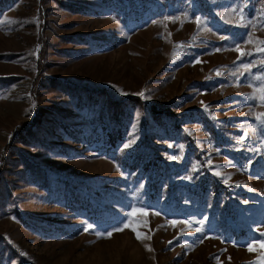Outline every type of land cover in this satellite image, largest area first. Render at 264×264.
Returning a JSON list of instances; mask_svg holds the SVG:
<instances>
[{
	"label": "rangeland",
	"instance_id": "374dc122",
	"mask_svg": "<svg viewBox=\"0 0 264 264\" xmlns=\"http://www.w3.org/2000/svg\"><path fill=\"white\" fill-rule=\"evenodd\" d=\"M260 41L264 0H0V264H264Z\"/></svg>",
	"mask_w": 264,
	"mask_h": 264
},
{
	"label": "snow or ice",
	"instance_id": "6c2138e0",
	"mask_svg": "<svg viewBox=\"0 0 264 264\" xmlns=\"http://www.w3.org/2000/svg\"><path fill=\"white\" fill-rule=\"evenodd\" d=\"M260 43H261V44H264V41H260ZM260 51L264 52V48H261ZM242 54H243V53H242ZM249 54H250V53H249ZM259 79L264 80V76L259 77ZM259 92H260V95H259L258 97H253V98H259V99L261 100V103L264 104V87H262V88L259 90ZM140 95H143V93H140ZM259 118L261 119L262 123H264V114H260V115H259ZM124 147L127 148V147H129V145H128V144H125ZM199 223L202 224V223H204V221L201 220ZM129 226H130V225H125V227H129ZM89 227H91V226H89ZM87 230H89V229L86 228L85 231H87ZM117 230H121V229H117ZM133 231H135V229H133ZM196 231H197V232H200V231H202V229L197 228ZM98 235H100V234L98 233ZM111 235H112V233H108V236H111ZM136 236H137V238L139 239L140 236H141V234L137 231V232H136ZM261 247H264V244H262ZM149 250L151 251L150 248H149ZM254 250H255L254 248L249 247V251H254Z\"/></svg>",
	"mask_w": 264,
	"mask_h": 264
}]
</instances>
